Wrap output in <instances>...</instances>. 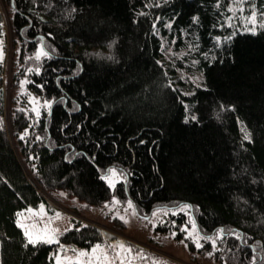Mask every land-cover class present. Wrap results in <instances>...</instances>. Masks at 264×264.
<instances>
[{
    "label": "trees",
    "instance_id": "1",
    "mask_svg": "<svg viewBox=\"0 0 264 264\" xmlns=\"http://www.w3.org/2000/svg\"><path fill=\"white\" fill-rule=\"evenodd\" d=\"M2 1L16 61L6 110L0 59V264H55L56 244L105 239L76 219L28 242L16 213L47 203L41 190L127 197L139 217L159 209L154 231L192 258L264 264V24L239 28L264 0Z\"/></svg>",
    "mask_w": 264,
    "mask_h": 264
},
{
    "label": "rangeland",
    "instance_id": "2",
    "mask_svg": "<svg viewBox=\"0 0 264 264\" xmlns=\"http://www.w3.org/2000/svg\"><path fill=\"white\" fill-rule=\"evenodd\" d=\"M239 2L240 4L235 8V12H237L238 8L244 6V0H237L236 5ZM0 11L2 13V25L4 29V39L0 40V46L3 45V50L1 47L0 50H2V60L4 61L5 72L3 73V77L6 79L4 83L7 95L5 102L7 110L8 95L11 88V70L16 61V56H14L16 48L13 46L10 17L6 5L2 0H0ZM253 13L256 14L255 24L250 19ZM239 21L243 25L239 26L240 30L250 31L251 28L257 30L264 24V11L257 12L255 8H252L250 14L245 18L242 17ZM117 172L125 177L124 172L120 169H117ZM112 178L115 180V184L121 180L118 176ZM115 184L110 186L113 188ZM41 191L47 203L42 201L36 207H27L19 212H21L22 222L26 223L35 233H42L46 227L57 229L56 239L51 243L57 242V235L74 226L75 220L79 219L81 222L94 224L102 230L105 239L99 244L109 251L114 264H154L157 260L165 261L166 264H217L207 256L200 257L195 255L192 258L185 243L172 238L173 235L171 234L168 235L167 233L154 231L155 224H153V221L156 222L155 216L153 215L152 219H144L133 215L131 210L126 207V203L129 200L127 197L122 198L113 194L112 197L116 196L120 201L119 204H116L111 198L107 201V204L89 205L74 197H66L61 191H52L50 193ZM41 205H43V210H41ZM56 212L60 213L58 217L55 215ZM115 212H118L119 215H115ZM120 216L127 217V222L122 220ZM22 230L24 232L23 228ZM110 234L111 237H107ZM117 241H122L126 246H130L131 248L130 252L121 251L120 255L124 257L123 260L115 255V250L119 247ZM78 249L85 248L56 244V251L54 253L55 264H57V255L71 257L76 255ZM91 249L92 247L86 250L91 251ZM63 264H69V262L64 261ZM70 264H78V262L73 260Z\"/></svg>",
    "mask_w": 264,
    "mask_h": 264
},
{
    "label": "snow or ice",
    "instance_id": "3",
    "mask_svg": "<svg viewBox=\"0 0 264 264\" xmlns=\"http://www.w3.org/2000/svg\"><path fill=\"white\" fill-rule=\"evenodd\" d=\"M256 14L253 13L252 17L250 18L253 22V24L256 23ZM256 29L255 28H251L250 31H255ZM219 39V38H217ZM108 46L109 47H112V42L109 41L108 42ZM98 54V53H97ZM49 53L47 51H45V49L41 46L37 49V52H36V57L37 59L41 58L42 56H48ZM2 56H3V53H2V50H0V59H2ZM32 69H29V71H31ZM36 71H39V69H36ZM23 83V81L21 82ZM47 103H50V102H47ZM228 107H232L231 105H229ZM37 115H39V112H37ZM188 117H185V119H187ZM192 119H195V117H192ZM21 136L23 137V133L21 134ZM245 138H248L247 136ZM114 176H118L119 179H124L125 177L121 174H118L117 172V169L116 168H109L108 169V173L105 174L103 176V179H105L109 185H114L115 184V180L112 178ZM112 200L116 203V204H119L120 201L118 200V198L116 196H113L112 197ZM105 203L107 204L108 202L105 201ZM126 207L128 209L131 210L132 214L133 215H137V209H136V206L134 205L133 201L132 200H128L127 203H126ZM184 208H189L191 207L190 205H183ZM41 210H43V205H41ZM29 211H31V209H29ZM159 211V209H154L153 210V215L156 214V212ZM115 215H119L118 212H115L114 213ZM17 215V220H16V223L24 229V236L27 238V241L30 242L31 244H37L38 242L40 241H46L48 243H51L53 240L56 239V233H57V229L55 228H48L46 227L42 233H35L33 232L29 226L22 222V219H21V212H17L16 213ZM55 215L58 217L60 215L59 212H56ZM120 218L122 220H125V222H127V217L125 216H120ZM144 219H148L147 216L144 217ZM162 222V221H161ZM175 223V222H173ZM153 224H155V221H153ZM195 227V225H194ZM222 229H217L216 232H217V235H220L222 234ZM171 235H175V232H172L170 233ZM185 235L189 236L196 244V247H202L201 243H200V237L199 235H193L191 232H185ZM205 240H208L212 243L213 247L215 248V245H216V239L213 237V236H205L204 237ZM117 244H118V248L115 250V255L116 256H119L121 260L124 259L123 256L120 255L121 251L123 252H130L131 251V248L130 246H126L124 244V242L122 241H117ZM208 255H211V253H207ZM77 261L78 264H114V261L112 259V257L110 256L109 254V251L106 250L104 248L103 245L97 243V244H94L92 246V249L91 251H88L86 249H78L76 251V255L74 256H71V257H68V256H64V257H61L60 255H57L56 257V262L57 264H63L64 261H68L69 264L71 261ZM154 264H166L165 261H155Z\"/></svg>",
    "mask_w": 264,
    "mask_h": 264
}]
</instances>
